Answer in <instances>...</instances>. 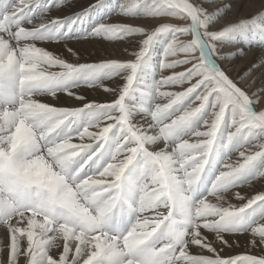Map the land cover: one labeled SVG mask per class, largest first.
I'll return each instance as SVG.
<instances>
[{
  "label": "snow or ice",
  "instance_id": "1",
  "mask_svg": "<svg viewBox=\"0 0 264 264\" xmlns=\"http://www.w3.org/2000/svg\"><path fill=\"white\" fill-rule=\"evenodd\" d=\"M65 7L0 0V264H264V53L225 67L264 49V4L224 24L235 0ZM95 39L131 58L80 62Z\"/></svg>",
  "mask_w": 264,
  "mask_h": 264
},
{
  "label": "bare ground",
  "instance_id": "2",
  "mask_svg": "<svg viewBox=\"0 0 264 264\" xmlns=\"http://www.w3.org/2000/svg\"><path fill=\"white\" fill-rule=\"evenodd\" d=\"M71 3V7H65L63 13H60L63 16H72L74 12H80L84 8H87L90 4L94 3L95 0H69ZM237 4L240 5L239 8H233L232 11L229 12L228 16L222 17L220 24H224L231 20H236L240 18H244L247 16L254 15L264 4V0H235ZM112 3L115 4L116 0H112ZM94 19V16L92 17ZM161 18H125L119 15H112L109 19V22L113 23H131L134 26H148L150 29L155 27L160 22ZM165 22L176 23L179 20L173 17L163 18ZM220 25H217L219 27ZM185 39V37H184ZM40 46V45H38ZM71 46L74 50H79V54L81 56L80 62H88V63H97L107 58H118L121 60H127L131 57L124 51V47L116 44L114 42H107L100 39H95L92 41H73ZM240 47L245 49V55L242 57L234 58L228 61L225 64V67L230 68L229 75L232 78H237L241 74L244 73L245 70H248L252 64L258 63L260 61L262 53H264V49H261L258 45L253 44L249 46L248 41L243 40V42H239ZM49 50L54 51L57 54H63L70 61H74L75 57H72L67 51L62 47H57L55 45H46ZM131 47V46H129ZM231 48L225 49V51H229ZM158 57V51H157ZM261 71L259 69L255 70L253 73H250L248 77L244 80L243 83H247L248 80L252 79L253 76L257 78V83L259 82V78L261 77ZM104 84L109 87H114L115 85L111 81H104ZM243 86V85H241ZM256 85H253V88ZM81 94H83L89 100H96L97 102H107L111 99L104 91L103 88H87L83 87L78 90ZM252 91V89H249ZM44 99V98H42ZM51 100V98H48ZM53 103H55L53 101ZM70 103L66 97L61 94L60 104L65 105ZM259 187V185H257ZM238 251H240L238 249Z\"/></svg>",
  "mask_w": 264,
  "mask_h": 264
},
{
  "label": "rangeland",
  "instance_id": "3",
  "mask_svg": "<svg viewBox=\"0 0 264 264\" xmlns=\"http://www.w3.org/2000/svg\"><path fill=\"white\" fill-rule=\"evenodd\" d=\"M175 19L177 20V18H174V20H175ZM176 20H175V21H176ZM176 23H183V22H182V21H178V22H176ZM143 27L148 28V29L150 30V28H149L148 26H143ZM185 39H188V37H185ZM240 42H243V40L240 41ZM246 42H247V40H246ZM157 58H158V57H157ZM245 72H247V70H245L244 73H245Z\"/></svg>",
  "mask_w": 264,
  "mask_h": 264
}]
</instances>
